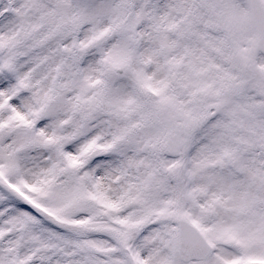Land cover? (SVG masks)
Instances as JSON below:
<instances>
[{"label":"snow or ice","instance_id":"1","mask_svg":"<svg viewBox=\"0 0 264 264\" xmlns=\"http://www.w3.org/2000/svg\"><path fill=\"white\" fill-rule=\"evenodd\" d=\"M0 264H264V0H0Z\"/></svg>","mask_w":264,"mask_h":264}]
</instances>
